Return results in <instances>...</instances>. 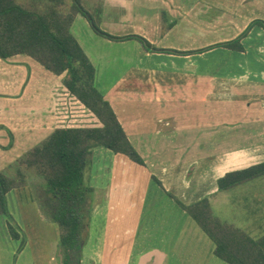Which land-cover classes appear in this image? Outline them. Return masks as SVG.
<instances>
[{
	"label": "crops",
	"instance_id": "crops-1",
	"mask_svg": "<svg viewBox=\"0 0 264 264\" xmlns=\"http://www.w3.org/2000/svg\"><path fill=\"white\" fill-rule=\"evenodd\" d=\"M81 1L108 35L137 36L151 47L95 34L81 14L71 26L97 89L145 161L93 151L95 206L82 263L97 243L101 264H230L178 203L205 199L215 219L246 234L263 255L264 172L225 191L219 180L264 166V29L249 31L243 51L199 52L264 22V0ZM64 79L28 55L0 59V173L15 177L18 161L59 128L102 127ZM36 198L28 182L8 193L13 221L0 215V264H21L33 247L25 264H40L48 251L57 262L62 253L58 225L41 219ZM23 233L27 244L18 254Z\"/></svg>",
	"mask_w": 264,
	"mask_h": 264
},
{
	"label": "trees",
	"instance_id": "trees-1",
	"mask_svg": "<svg viewBox=\"0 0 264 264\" xmlns=\"http://www.w3.org/2000/svg\"><path fill=\"white\" fill-rule=\"evenodd\" d=\"M68 0H46L49 10L29 9L20 0H0V59L28 55L55 75L66 74L67 90L88 108L103 125L101 128H59L43 143L30 150L15 166V177L0 173V215L12 222L7 195L27 186V171L35 170L45 182L39 183L38 203L49 212V221L60 228L62 264H82L83 249L89 239V229L95 205L96 190L90 186L91 162L96 148H106L115 154L127 156L134 163L145 166V161L129 141L110 103L95 84L96 72L89 58L71 33L78 14L89 20L95 33L113 41L136 39L147 49L143 38L133 36L115 38L104 31L90 16L81 0H72L73 15L63 16L60 7ZM89 16V18H88ZM254 26L264 29L263 21L253 22L236 40L218 44L214 48L243 51L241 41ZM156 52H169L154 50ZM180 53V52H175ZM183 55V54H182ZM264 172V166L229 174L219 180L225 191ZM40 198V200H39ZM179 205L215 242L216 254L230 264H264V254L255 252L259 246L241 231L227 226L212 215L209 200L197 204ZM11 233L16 238L11 226ZM26 239L18 250L26 246Z\"/></svg>",
	"mask_w": 264,
	"mask_h": 264
},
{
	"label": "rangeland",
	"instance_id": "rangeland-1",
	"mask_svg": "<svg viewBox=\"0 0 264 264\" xmlns=\"http://www.w3.org/2000/svg\"><path fill=\"white\" fill-rule=\"evenodd\" d=\"M21 1V3L24 5V6H26V7H28L29 9H34L35 10V8H38L39 10H41V11H44V10H49V8H50V6L48 5V4H46V0H20ZM82 2V5L86 8L87 6L84 4V2L83 1H81ZM187 3H188V1H187ZM72 5H73V1L72 0H68L66 3H65V5L63 6V7H60V11H61V14L63 15V16H66V17H68V16H71V14L73 13V10H72ZM87 10H88V8H86ZM89 11V10H88ZM73 15V14H72ZM93 18H96L94 15H93ZM76 33H77V28H76ZM96 34V33H95ZM120 72L119 71H112V72H109V74H112V75H118ZM64 76H65V78H66V74H64ZM109 79H107V81H108ZM104 82H106V80H104ZM69 92V91H68ZM70 93V92H69ZM71 94V93H70ZM72 95V94H71ZM81 103V102H80ZM88 109V108H87ZM89 110V109H88ZM90 111V110H89ZM182 111H185V107L182 109ZM91 112V111H90ZM81 115V119H83V120H88V119H91V117L89 118V117H84L83 115V113L82 114H80ZM79 115V116H80ZM84 125H92L93 123L91 122H87V123H83ZM103 126V125H102ZM93 162H94V160H93V156H92V162H91V169H92V166H93ZM27 178H28V180H27V182L30 184V187L32 188V192H33V194H35L36 195V197L39 195V191H40V189L38 188V184L39 183H44L45 184V182H44V180L42 179V178H40V176H38L37 175V173H36V171L35 170H29V171H27ZM87 180H89V178H87ZM90 186H92L91 185V183H90ZM93 187V186H92ZM38 198V197H37ZM36 198V202H38V199ZM39 200H40V198H39ZM99 198L96 200V203H99ZM40 204H41V200H40ZM40 204H39V206H40ZM95 206V205H94ZM41 207V206H40ZM50 215H49V212H48V210L46 209V208H44L43 210H42V208H41V219L44 221V222H49L48 220H50L49 217ZM91 223H92V221H91ZM91 225V224H90ZM98 225H99V223L98 222H96V227H98ZM100 228V227H99ZM53 229V228H52ZM51 231L49 230V232H48V230H47V232L45 231V237L47 236V238L49 239V237L48 236H50V239H52L53 240V236L55 237V233L52 231V233H50ZM59 232H60V228H59V226H57V240L59 239ZM26 237V235L23 233V237ZM26 239V243H27V237L25 238ZM42 243L43 244H45L46 243V239H42ZM33 247V246H32ZM52 247H53V244H52ZM93 250H91V252L89 253V255L87 256V257H85L84 258V261H83V263L82 264H101V263H99V261H98V259H100L101 258V253H98V251H99V247H98V244L96 243V245H95V247L94 248H92ZM34 250V247L33 248H30L29 249V251H28V253H27V255H25V257H23V262L21 263V264H25V262L26 261H28V260H30V259H32V257H30L31 255V253H32V251ZM43 250L45 251V247H43ZM60 250V249H59ZM56 253H58V254H60V256L58 257V259H57V262H55V258H54V262H52L53 260H52V254L48 251L47 253H45V255L43 256V260H42V262L40 263V264H48V261H49V264H62V262H61V260H62V258H63V256H62V253H60V251L59 252H56ZM55 253V254H56ZM86 255H87V253H86ZM55 256V255H54ZM99 256H100V258H99ZM38 257V256H37ZM52 260V261H51ZM11 264H14V259L12 258L11 259Z\"/></svg>",
	"mask_w": 264,
	"mask_h": 264
},
{
	"label": "water",
	"instance_id": "water-1",
	"mask_svg": "<svg viewBox=\"0 0 264 264\" xmlns=\"http://www.w3.org/2000/svg\"><path fill=\"white\" fill-rule=\"evenodd\" d=\"M88 18H89V16H88Z\"/></svg>",
	"mask_w": 264,
	"mask_h": 264
}]
</instances>
